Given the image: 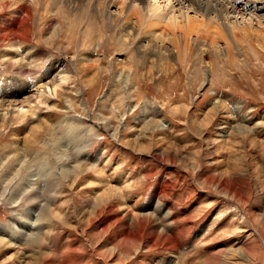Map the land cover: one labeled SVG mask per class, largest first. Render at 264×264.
<instances>
[{
    "label": "rangeland",
    "instance_id": "obj_1",
    "mask_svg": "<svg viewBox=\"0 0 264 264\" xmlns=\"http://www.w3.org/2000/svg\"><path fill=\"white\" fill-rule=\"evenodd\" d=\"M31 24L32 46L0 42V264H264V56L216 95L178 66L132 74L111 36L78 54L61 36V55L48 32L40 58L65 67H41ZM33 203L48 218L30 243Z\"/></svg>",
    "mask_w": 264,
    "mask_h": 264
},
{
    "label": "bare ground",
    "instance_id": "obj_2",
    "mask_svg": "<svg viewBox=\"0 0 264 264\" xmlns=\"http://www.w3.org/2000/svg\"><path fill=\"white\" fill-rule=\"evenodd\" d=\"M74 12L78 13L75 21L71 18ZM33 22L39 27L36 31L38 37L34 40L38 45L35 44L37 49L30 50L27 60L42 56L39 45L48 32H51L50 37L45 43L61 55L69 50V46L58 41L61 36L74 38L77 54L87 45L93 47L97 43L96 46L102 47V38L111 36L112 41L106 45L115 51L117 48L120 66L124 67L129 58L132 74L144 66H151L159 72L169 66H178L188 80L203 78L200 88L207 83L216 90V83L226 76L225 70L245 72L249 56L256 61H261L264 56V0H0L1 43L18 42L32 46ZM115 61L111 56L103 71L112 73ZM50 62L47 56L42 57L39 64L41 67L48 64L53 70L65 67L60 60ZM32 68L34 63L33 66L25 65L18 74L33 78L37 71ZM247 76L248 73H244L243 77ZM37 86L35 82H28L24 90ZM4 110L5 106L0 105V111ZM165 188L164 185L159 189L160 195H165ZM47 205H30L26 215L27 219L32 217L34 221L25 220L20 224L16 231L19 240L33 243L41 236L42 226L48 218ZM16 208L17 205H10V210ZM37 208H40L38 215ZM170 214L173 212L169 211L168 216ZM254 221L261 224L258 219ZM31 230L35 233L29 234Z\"/></svg>",
    "mask_w": 264,
    "mask_h": 264
}]
</instances>
